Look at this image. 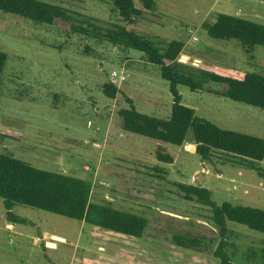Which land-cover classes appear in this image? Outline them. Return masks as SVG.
<instances>
[{"label": "rangeland", "instance_id": "rangeland-1", "mask_svg": "<svg viewBox=\"0 0 264 264\" xmlns=\"http://www.w3.org/2000/svg\"><path fill=\"white\" fill-rule=\"evenodd\" d=\"M43 1L62 5L84 27L90 23L103 32L120 23L107 0ZM153 1L154 9L143 10L128 28L156 41H183L181 62L264 75L263 46L246 52L238 40L211 38L201 27L219 12L264 24V0ZM0 50L7 56L0 79V124L22 133L19 140L0 138V154L88 180L91 200L148 220L143 235L133 237L16 204L11 211L27 223L11 222L14 229H9L0 199V264H218L209 252L174 243V235L205 236L202 244L212 238L213 247L217 239L209 207L186 199L177 183L208 188L217 204L264 209V159L256 162L261 175L224 152L202 160L189 141V130L182 146L164 144L174 161L163 163L154 158L152 139L122 129L117 111L129 106L127 97L141 113L160 118L171 113L169 83L140 51L116 49L105 40L2 11ZM113 71L122 73L124 80H112ZM107 81L117 87L115 98L101 90ZM204 87L223 85L208 82ZM177 92L181 103L199 117L264 138V109L206 89L178 85ZM226 226L233 264H256L248 256L264 247V233L232 221ZM44 231L56 247L42 238ZM52 232L65 241L52 239Z\"/></svg>", "mask_w": 264, "mask_h": 264}, {"label": "trees", "instance_id": "trees-1", "mask_svg": "<svg viewBox=\"0 0 264 264\" xmlns=\"http://www.w3.org/2000/svg\"><path fill=\"white\" fill-rule=\"evenodd\" d=\"M116 12L120 23L103 32L94 25L87 27L76 24L69 11L62 5L43 0H0V11L30 19L35 24H47L68 33L81 34L97 40H105L116 49L140 51L143 58L159 67L160 76L169 83L172 94L171 113L160 118L137 111L130 98H126L127 108L117 111L124 131L142 135L155 143L153 155L159 162L172 163L173 153L164 144L177 147L185 143L187 132L191 131L190 142L195 144V153L202 160H210L216 151L241 158L261 175L256 162L264 159V138L224 129L181 103L178 85H185L191 91L206 89L213 94L233 101L264 109V75L236 68L218 65H194L192 61L178 60L185 43L181 40H159L137 33L128 25H134L143 10L155 7L153 0H107ZM201 27L214 39L238 40L246 52L253 46L264 47V24L256 23L226 13H217L213 21H203ZM89 48L85 46L84 52ZM6 53L0 50V79L6 62ZM196 64V63H195ZM208 82L222 84L220 89L204 87ZM101 90L109 98H115L117 87L112 81L102 84ZM21 132L10 130L0 124V138L19 140ZM186 199H194L209 207L210 221L217 228V239L204 244L205 236L183 237L174 235L176 245L197 252H209L218 264H233L227 252L231 245L230 230L226 221L245 225L251 230L264 233V209L233 205L224 201L217 204L211 191L202 186L177 183ZM90 181L73 175L44 170L15 158L0 154V199L9 222L27 223L24 217L11 211L16 204L27 205L58 215L83 221L106 230L141 237L148 220L140 215L114 208L91 200ZM256 264H264V247L248 256Z\"/></svg>", "mask_w": 264, "mask_h": 264}, {"label": "crops", "instance_id": "crops-1", "mask_svg": "<svg viewBox=\"0 0 264 264\" xmlns=\"http://www.w3.org/2000/svg\"><path fill=\"white\" fill-rule=\"evenodd\" d=\"M192 146L194 147V152H195V144H192ZM81 222H83V221H81ZM93 226H94V225H93ZM6 227H8L9 229H14V223H11V222L7 221ZM95 227H97V226H95ZM50 237H51L52 239L59 240V241H62V242L65 241V237H64V236H62V235H58V234L53 233V232L50 233ZM42 238H43L46 242H50V243L52 244V246H54V247L57 246L56 241L51 240V239H47V232H46V231L43 232Z\"/></svg>", "mask_w": 264, "mask_h": 264}, {"label": "built area", "instance_id": "built-area-1", "mask_svg": "<svg viewBox=\"0 0 264 264\" xmlns=\"http://www.w3.org/2000/svg\"><path fill=\"white\" fill-rule=\"evenodd\" d=\"M111 79L112 80H124V75L122 73H118L116 71H113L110 73ZM190 182H194V178H190Z\"/></svg>", "mask_w": 264, "mask_h": 264}, {"label": "water", "instance_id": "water-1", "mask_svg": "<svg viewBox=\"0 0 264 264\" xmlns=\"http://www.w3.org/2000/svg\"><path fill=\"white\" fill-rule=\"evenodd\" d=\"M194 65H196L195 63H193ZM48 245H52L50 242H47Z\"/></svg>", "mask_w": 264, "mask_h": 264}]
</instances>
